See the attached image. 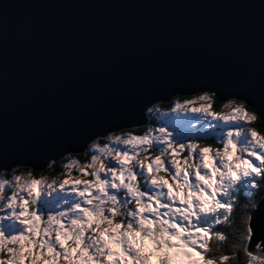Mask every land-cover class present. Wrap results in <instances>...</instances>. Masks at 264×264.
I'll return each mask as SVG.
<instances>
[{
    "label": "snow or ice",
    "instance_id": "obj_1",
    "mask_svg": "<svg viewBox=\"0 0 264 264\" xmlns=\"http://www.w3.org/2000/svg\"><path fill=\"white\" fill-rule=\"evenodd\" d=\"M5 10L0 4V157L49 150L37 165L48 167L59 158L56 149L75 147L63 148V179L15 167L0 175V264H153L154 258L156 264H264V134L249 127L255 114L233 106L239 98L264 113V104L234 93L224 105L230 111L213 110L225 87L264 101V2L255 13L258 83L217 61L190 59L175 75L147 79L127 106L15 138L8 129ZM191 77L212 82L182 88ZM165 86L175 94H169L172 115L154 103L147 111L160 113L161 125L137 120V111L142 116L152 100L165 99L155 95ZM186 91L198 94L181 99ZM135 128L143 130H126ZM225 244L229 251L218 252Z\"/></svg>",
    "mask_w": 264,
    "mask_h": 264
},
{
    "label": "water",
    "instance_id": "obj_2",
    "mask_svg": "<svg viewBox=\"0 0 264 264\" xmlns=\"http://www.w3.org/2000/svg\"><path fill=\"white\" fill-rule=\"evenodd\" d=\"M264 0H0L8 26L7 109L9 135L44 131L105 108L132 103L147 79L175 75L186 61L219 62L258 83L261 74L259 18ZM254 6L252 12L246 5ZM191 77L181 85L209 84ZM216 94L246 93L257 106L258 95L238 87ZM171 87L159 88L137 111L148 122L147 108L168 102ZM198 94L183 92L181 96ZM173 95H175L173 93ZM264 127V113L253 107ZM116 123H119L117 121ZM56 149L63 158V148ZM82 151H72L79 153ZM49 150L9 151L0 157V173L13 167L43 171ZM25 161L24 163H21Z\"/></svg>",
    "mask_w": 264,
    "mask_h": 264
},
{
    "label": "trees",
    "instance_id": "obj_3",
    "mask_svg": "<svg viewBox=\"0 0 264 264\" xmlns=\"http://www.w3.org/2000/svg\"><path fill=\"white\" fill-rule=\"evenodd\" d=\"M187 97H189V96H181V99L187 98ZM162 104L164 106H169L170 105L169 102L162 103ZM222 105L223 104L220 103L215 98L214 109L219 110L222 107ZM155 120H157L156 117H154V115L150 113V121H149V123L155 122ZM255 125L257 126V128L261 129L264 132V127L262 126L261 120L259 118L257 119ZM126 130H133V131H136V132H140V131L143 130V128L126 129ZM72 155L73 156H77V157H82L83 156V152L75 153V154H72ZM64 162H66V160H64V158H61V159H59L57 161H54V163L51 164V165H49L48 168L44 172L43 171H36V170L31 169L29 167H17L15 169H16L17 172H27V171L30 170L37 177L38 176H41L43 174H45V175L48 174V175L56 176V175L60 174L63 171L61 165ZM2 174L7 177L8 174H9V172L8 173L7 172H3ZM260 195H262V194L257 193V195L255 197H253V198L259 199L260 198ZM253 198H249V199H253ZM243 202H247V201H242V203ZM214 251H216V249H214ZM228 251H229V248H228V245L227 244L220 246L219 249H218V252L227 253ZM227 264H236V262L230 260L229 262H227Z\"/></svg>",
    "mask_w": 264,
    "mask_h": 264
},
{
    "label": "rangeland",
    "instance_id": "obj_4",
    "mask_svg": "<svg viewBox=\"0 0 264 264\" xmlns=\"http://www.w3.org/2000/svg\"><path fill=\"white\" fill-rule=\"evenodd\" d=\"M194 95H196V94H194ZM189 97H187V98H190L191 96H193V95H188ZM230 100L231 99H228V100H226V101H224L223 102V105H222V107L219 109V110H216V109H214V104H215V99L213 100V110L214 111H218V112H227V111H230V107L229 108H226L224 105L225 104H228L229 102H230ZM169 102V101H168ZM154 103H160V102H154ZM153 103V104H154ZM153 104H151L150 105V107H152V105ZM236 104H243L244 106H245V108L249 111V113L250 114H255L256 115V119H257V114H256V112H255V110L254 109H252V108H250L245 102H243L242 100L240 101V100H238V99H235V101H234V104H233V106H235ZM161 105H162V112L165 114V115H172L171 113H169L167 110H168V108L171 106V105H169V106H164L162 103H161ZM150 107H148V108H150ZM147 113V117L150 115V113L151 114H153L154 115V117H156V119L157 120H155V125L157 126V127H159L160 125H161V123H162V120L164 119V117L160 114V113H155V112H146ZM255 123H256V120H255V122L254 123H251V124H249V127H253V128H255L256 130H257V132L258 133H260V134H264L263 133V131L261 130V129H259V128H257V126L255 125ZM150 124V123H149ZM48 168V167H47ZM46 170V169H45ZM45 170H43V172L45 171ZM10 171V170H9ZM9 171H5V172H9ZM42 172V173H43ZM0 175H3L2 173H0ZM32 175L34 176V177H36V178H39L40 176H35L33 173H32ZM73 175L75 176V175H77V173H75V172H73ZM41 176H45V177H47V178H49V179H51L52 177H55V178H57V179H63V176L61 175V173L60 174H58V175H56V176H52V175H48V174H43V175H41ZM6 177V176H5ZM6 258V257H5ZM153 264H156V262H155V258L153 259Z\"/></svg>",
    "mask_w": 264,
    "mask_h": 264
},
{
    "label": "clouds",
    "instance_id": "obj_5",
    "mask_svg": "<svg viewBox=\"0 0 264 264\" xmlns=\"http://www.w3.org/2000/svg\"><path fill=\"white\" fill-rule=\"evenodd\" d=\"M241 101V100H240ZM160 103H164V102H160ZM220 103H222L223 104V102H220ZM256 112V111H255ZM259 117H258V115H257V119H258ZM257 119H256V121H257ZM148 121H150V115L148 116ZM264 133V132H263ZM208 142H210V141H208ZM72 154V153H71ZM73 154H75V153H73ZM17 168V167H16ZM30 168V167H29ZM5 172V171H4ZM3 173V172H2Z\"/></svg>",
    "mask_w": 264,
    "mask_h": 264
},
{
    "label": "bare ground",
    "instance_id": "obj_6",
    "mask_svg": "<svg viewBox=\"0 0 264 264\" xmlns=\"http://www.w3.org/2000/svg\"><path fill=\"white\" fill-rule=\"evenodd\" d=\"M47 169V168H46Z\"/></svg>",
    "mask_w": 264,
    "mask_h": 264
}]
</instances>
